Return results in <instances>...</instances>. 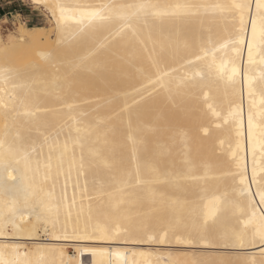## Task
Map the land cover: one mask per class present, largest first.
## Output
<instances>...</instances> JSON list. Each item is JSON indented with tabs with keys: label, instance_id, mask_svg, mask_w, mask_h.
<instances>
[{
	"label": "bare ground",
	"instance_id": "obj_1",
	"mask_svg": "<svg viewBox=\"0 0 264 264\" xmlns=\"http://www.w3.org/2000/svg\"><path fill=\"white\" fill-rule=\"evenodd\" d=\"M153 2L211 6L231 0ZM233 24L238 26V19H226L209 7L190 20L106 30L87 45L58 42L52 22L50 28L21 23L5 42L0 36V65L7 61L30 66L23 103H16L13 114V134L18 131L25 139L32 169L28 176L35 173L47 202L40 220L27 212L13 217L7 230L15 235L0 237V244L17 246L21 259L25 253L34 259L37 249L55 247L56 264L62 259L108 264L109 257L93 254V249L110 250L112 264H245L252 256L259 260V246L240 247L235 239L243 228L236 205L246 199L239 191V177L233 176L239 171L237 163L247 166L249 177L253 166L247 89L242 102L244 135L238 137L235 124L223 118L230 106L241 103L239 85L234 90L213 70L195 87L180 84L183 72L166 80L164 87L153 86L157 66L179 68L190 51L186 44L198 49L209 37L222 40ZM221 58L230 59L219 51L217 64ZM207 63H212L211 56ZM255 71L258 76L259 67ZM259 87L257 82V105ZM4 125L0 110V136ZM256 152L259 179V146ZM49 164L50 178L45 181ZM19 167L24 170L23 163ZM250 187L255 194L257 185ZM254 198L259 207V197ZM114 220L127 231L98 238L95 225ZM65 230L69 237L75 230L96 238L57 240L52 235L55 231L62 236ZM149 235L165 242L148 241ZM245 239H251L250 232Z\"/></svg>",
	"mask_w": 264,
	"mask_h": 264
},
{
	"label": "snow or ice",
	"instance_id": "obj_2",
	"mask_svg": "<svg viewBox=\"0 0 264 264\" xmlns=\"http://www.w3.org/2000/svg\"><path fill=\"white\" fill-rule=\"evenodd\" d=\"M31 3L33 7L48 15L53 23L54 34L59 36L58 42L80 45H87L103 31L113 29L122 31L133 23L151 26L165 19L190 20L197 17L202 10L207 11L209 7L226 19L229 17L233 21L238 19V26L233 24L231 30L225 29L229 34L222 40L213 41L209 37L208 44L202 43L198 49L186 44L185 47L190 48V51L182 58L183 63L179 68L167 64L164 67L157 66L155 69L157 78L153 86L164 87L166 80L183 72L180 84L185 87H195L200 80H204L207 74L214 70L215 75L220 79L226 78L234 90L237 85L240 87L241 103L230 106L227 116L223 118L225 123L231 121L235 124L238 137L244 135L242 102L244 89H247L249 98L247 142L252 148L253 166L251 177H249L247 166L242 167L240 163H237L239 171L233 176L234 180L237 176L239 177V191L246 199V203L236 205L240 213L238 219L243 224V228L235 234V239L239 241L240 247H260V259L252 256L249 261H245V264H264V0H231L230 3H218L211 6L190 2L160 4L153 0H135L131 3H118L115 0L100 3H84L80 0H71V2L69 0H31ZM17 39L25 40L26 38L18 36ZM219 51H223L230 59L225 62L221 58V62L217 64L216 56ZM41 56L47 58L44 53H41ZM209 56L212 57L210 64L207 63ZM257 67H259L258 76L255 71ZM29 68L30 66L18 67L7 61L0 65V110L5 119L3 135L0 136V237L15 235L8 232L7 225L16 215L22 216L27 212L29 215H36L37 220H40L47 208L43 184H36L35 173L31 178L28 176L32 169L25 139L18 131L13 134L17 126V119L13 114L17 112L16 103H23L21 94L27 87L30 77ZM257 82L260 85L259 105L256 101ZM208 107L212 109L211 104ZM257 146L260 148L261 157L259 179L257 178ZM233 156L235 158L237 153H233ZM21 163L24 164L23 171L19 167ZM84 166L82 158L79 166L81 174H83ZM47 168L49 172L44 175L45 181L50 178L51 165H47ZM36 171L38 172L39 169ZM250 184L257 185L255 194L252 193ZM84 191L87 192V185ZM255 196L259 197V207ZM54 229L55 223H53ZM45 231L47 232L48 229L45 228ZM94 231L101 233L98 238H113L118 237L121 231L127 230L122 228L118 220H114L104 224L97 223ZM249 232L251 239L246 240ZM52 235L57 240L96 238L92 235L76 234L75 230L72 237H69L66 230L62 236L57 235L55 231ZM147 240L165 242L163 237L152 235L147 236ZM92 251L93 254L99 252L102 257L107 255L108 264H112L110 250L93 249ZM56 254L55 247L41 248L37 249L34 259L28 253H25L21 259L17 246L8 243L0 244V264H56ZM60 255L63 256L62 250ZM60 264H70V261L66 262L62 259Z\"/></svg>",
	"mask_w": 264,
	"mask_h": 264
},
{
	"label": "rangeland",
	"instance_id": "obj_3",
	"mask_svg": "<svg viewBox=\"0 0 264 264\" xmlns=\"http://www.w3.org/2000/svg\"><path fill=\"white\" fill-rule=\"evenodd\" d=\"M16 6L17 11H13L12 14H8L4 17H0V36L3 42L6 41L9 34L16 32V28L24 23L31 27H47L50 28L51 21L48 15L40 11L38 8L32 6L27 0H16L13 4ZM50 34V33H49ZM52 38H54V35Z\"/></svg>",
	"mask_w": 264,
	"mask_h": 264
},
{
	"label": "crops",
	"instance_id": "obj_4",
	"mask_svg": "<svg viewBox=\"0 0 264 264\" xmlns=\"http://www.w3.org/2000/svg\"><path fill=\"white\" fill-rule=\"evenodd\" d=\"M16 0H0V17H4L8 14H12L13 11H17L16 6L12 4Z\"/></svg>",
	"mask_w": 264,
	"mask_h": 264
}]
</instances>
